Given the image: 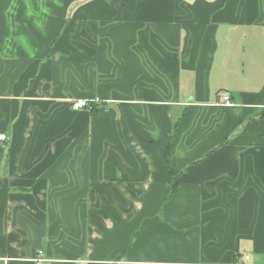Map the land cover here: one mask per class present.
Returning a JSON list of instances; mask_svg holds the SVG:
<instances>
[{
    "label": "crops",
    "instance_id": "1",
    "mask_svg": "<svg viewBox=\"0 0 264 264\" xmlns=\"http://www.w3.org/2000/svg\"><path fill=\"white\" fill-rule=\"evenodd\" d=\"M4 133L0 264H264V0H0Z\"/></svg>",
    "mask_w": 264,
    "mask_h": 264
},
{
    "label": "built area",
    "instance_id": "2",
    "mask_svg": "<svg viewBox=\"0 0 264 264\" xmlns=\"http://www.w3.org/2000/svg\"><path fill=\"white\" fill-rule=\"evenodd\" d=\"M219 99L221 100V103L230 105L232 104L231 102V95L228 91H221L219 93ZM94 101L98 102L97 100H92V99H86V98H79V99H74L71 101V108L73 110H79V109H88L90 110L91 108V103ZM0 139L1 140H6L7 139V134H0ZM39 254H42V251H39ZM245 259H249V256H245ZM38 263L47 261L48 259H43V258H38L36 259Z\"/></svg>",
    "mask_w": 264,
    "mask_h": 264
},
{
    "label": "trees",
    "instance_id": "3",
    "mask_svg": "<svg viewBox=\"0 0 264 264\" xmlns=\"http://www.w3.org/2000/svg\"><path fill=\"white\" fill-rule=\"evenodd\" d=\"M99 105H100V103L99 102H96V101H94L93 103H91L90 111H91L92 115H94L96 113V111H98L100 109ZM103 105L105 106L104 103H103Z\"/></svg>",
    "mask_w": 264,
    "mask_h": 264
},
{
    "label": "rangeland",
    "instance_id": "4",
    "mask_svg": "<svg viewBox=\"0 0 264 264\" xmlns=\"http://www.w3.org/2000/svg\"><path fill=\"white\" fill-rule=\"evenodd\" d=\"M99 103H100V105H99L100 108L105 107V106L103 105V102H102V101H99Z\"/></svg>",
    "mask_w": 264,
    "mask_h": 264
}]
</instances>
